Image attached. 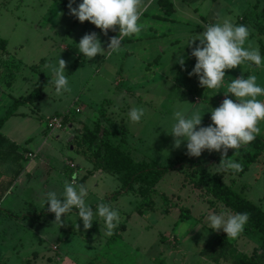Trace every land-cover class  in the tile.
Here are the masks:
<instances>
[{"label": "rangeland", "instance_id": "rangeland-1", "mask_svg": "<svg viewBox=\"0 0 264 264\" xmlns=\"http://www.w3.org/2000/svg\"><path fill=\"white\" fill-rule=\"evenodd\" d=\"M158 1L144 0L139 23L145 27L138 35L124 37L123 51L87 59L79 52L80 39L96 32L107 49L110 37L119 34L118 27L104 36L91 22L81 23L69 14V0H0V40L5 41L0 47V118L14 100L33 91L41 77L50 80L42 97L20 105L1 129L21 158L10 157L0 164V184L5 186L18 169L21 172L0 201V264H233L259 245V234L245 228L235 239L227 238L222 229L214 231L208 216L231 213L179 169L164 175L152 194V208L138 213L140 197L121 192L113 198L121 188L116 176L94 170L93 159L85 158L72 143L84 125L100 124L110 127L112 135L125 134L124 147L136 162L165 167L187 152V141L175 148L171 135L177 110L186 108L189 117L199 112L201 126L206 127L213 123L212 109L225 98L235 102L233 94L225 96L232 79L255 75L264 88V66L250 61L226 69L219 89L201 87L197 76H189L196 58L187 45L206 30L207 23L222 24L227 19L250 29L245 47L258 46L264 58V0H168L173 7L170 16ZM80 3L76 0L73 7ZM178 55L185 60L183 68ZM59 58L67 62L72 89L62 94H57L53 75L45 67L58 66ZM257 99L264 101V96ZM133 107L146 109L138 123L128 116ZM54 115L66 121L63 129L52 132L47 123ZM258 127L257 136L264 140V121ZM29 153L34 155L31 160ZM218 155L204 150L200 157L189 159L202 164L210 175L221 174L224 183L264 211V150L255 160H245L247 169L240 176L220 169V161L214 160ZM228 156L244 164L237 154ZM71 181L87 187L85 202L93 211L106 203L119 212L121 222L113 235H104V221L98 215L84 230L75 208L61 217L62 226L54 222L45 193L62 196L65 183ZM217 236L226 240L227 249Z\"/></svg>", "mask_w": 264, "mask_h": 264}, {"label": "clouds", "instance_id": "clouds-1", "mask_svg": "<svg viewBox=\"0 0 264 264\" xmlns=\"http://www.w3.org/2000/svg\"><path fill=\"white\" fill-rule=\"evenodd\" d=\"M76 0H69L67 5L69 14L76 17L81 23L89 21L99 28L104 36L109 31L119 29V34L110 37L107 49L102 47V41L96 32L86 33L79 41V52L87 59H92L106 52L119 53L123 51L124 37L138 35L145 25L139 23L143 14L144 0H82L78 6L73 7ZM62 15V13H61ZM250 36V29L244 25H234L227 19L224 22L206 26V30L190 38L188 46L192 48L191 56L196 58V64L189 76H197L201 87L207 89H219L225 79L226 69H235L245 61L253 62L256 66L262 65V56L259 47H252L249 43L245 47ZM199 44H196V41ZM177 62L184 67L185 60L182 55L177 56ZM53 75V82L57 94L71 92L68 76L66 75L67 62L59 58L56 64H47ZM233 94L235 102L225 98L219 107L212 109L209 126L202 125V116L199 112H193L187 116V109H180L174 113L176 123L173 124L171 135L174 147L180 148L187 141L186 154L191 157H200L204 150L216 151L221 154L219 168L232 170L234 173L243 171L242 163L229 159L228 150L235 152L247 146L260 135L259 122L264 121V101L258 100V96H264V88L258 86L255 75L243 76L232 79L225 93ZM118 111V108H113ZM146 109L133 107L129 113V119L138 123L144 116ZM199 126V127H198ZM75 180V177H73ZM88 189L83 184L65 183L64 192L58 195L55 191H47L46 204L48 211L55 214V221L62 226V216L78 209V216L83 221L84 230L92 227L94 217L98 215L105 225L104 235L111 236L121 222L120 214L109 204L100 203L95 211L85 202ZM250 214L247 212L229 214H211L208 216L210 226L214 231L223 230L227 238L235 239L243 231L248 223ZM79 228V225H76Z\"/></svg>", "mask_w": 264, "mask_h": 264}, {"label": "trees", "instance_id": "trees-1", "mask_svg": "<svg viewBox=\"0 0 264 264\" xmlns=\"http://www.w3.org/2000/svg\"><path fill=\"white\" fill-rule=\"evenodd\" d=\"M158 3L166 15L170 16L172 14L173 7L168 0H159ZM4 46L5 41L0 40V47ZM40 81L28 95L14 100L13 104L0 118V164H3L10 157L16 161L21 158L16 153V146L8 142L1 129L10 117L16 115L17 108L20 105L32 103L42 97V91L50 83V80L41 77ZM100 112L103 120L107 121L101 109ZM111 131L110 127L106 128L100 124H95L92 128L84 125L80 135H75L72 143L75 144V149L85 158L91 157L93 159L91 163L94 170H100L116 176L121 188L113 194V198L121 192L132 193L140 197L135 209L138 213H142L153 206L152 194L155 192L156 184L169 170L179 169L183 173L184 178L189 179V182L195 187L204 186L209 197L219 203L224 210H228L231 214L244 212L250 214L245 231L250 234H259L260 243L254 248L251 255H243L235 260L233 264H264V211L259 206L234 191L231 185L224 183L221 174L215 172L210 175L202 164H197L192 159H189L190 156L187 154L174 159L165 167L154 162H136L131 157L130 151L124 147L126 142L125 134L112 135ZM251 149H254L255 152L252 153ZM263 150L264 140L261 136H256L253 142L240 148L238 152H235L234 149H229L228 154L234 153L237 154L238 158L244 159V164H242L243 171L239 173L230 171L238 176L242 175L247 169L245 160L248 163L255 160ZM214 160L217 163L221 161V154L215 157ZM20 172L21 170L18 169L14 177L5 186L0 184V201L9 191ZM195 176H198L196 181L193 180ZM164 200L167 201L165 197ZM121 229H124V225L121 226ZM216 239L222 243L221 247L223 249H227L226 240H223L220 236H217Z\"/></svg>", "mask_w": 264, "mask_h": 264}, {"label": "built area", "instance_id": "built-area-1", "mask_svg": "<svg viewBox=\"0 0 264 264\" xmlns=\"http://www.w3.org/2000/svg\"><path fill=\"white\" fill-rule=\"evenodd\" d=\"M76 112H79L78 109L75 110ZM65 121H66V117L64 116H59V115H54L51 118L48 119V123H47V128L49 130L53 131H57V130H61L63 129L64 125H65ZM34 157L33 154L29 153L27 154V158H29L30 160ZM69 167L71 169H73L75 166H73L72 164L69 165ZM71 183H75L74 181H71Z\"/></svg>", "mask_w": 264, "mask_h": 264}, {"label": "crops", "instance_id": "crops-1", "mask_svg": "<svg viewBox=\"0 0 264 264\" xmlns=\"http://www.w3.org/2000/svg\"><path fill=\"white\" fill-rule=\"evenodd\" d=\"M208 25H209V24L207 23V26H208ZM50 118H51V117H50ZM76 135H77V134H76ZM74 136H75V135H73V138H74ZM72 140H73V139H72ZM31 154H32V153H31ZM70 164H71V163H70ZM70 164H68V167H69ZM91 164H92V163H91ZM69 168H70V167H69ZM70 169H71V168H70ZM73 169H74V168H73ZM73 169H71V170H73ZM70 183H71V182H70Z\"/></svg>", "mask_w": 264, "mask_h": 264}]
</instances>
